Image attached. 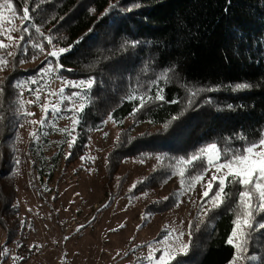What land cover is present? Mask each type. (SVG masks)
<instances>
[{"label":"trees","instance_id":"obj_1","mask_svg":"<svg viewBox=\"0 0 264 264\" xmlns=\"http://www.w3.org/2000/svg\"><path fill=\"white\" fill-rule=\"evenodd\" d=\"M11 4L20 16L27 7L35 23L42 26L41 31L56 37L53 45L59 48H68L83 37L70 52L61 56L59 63L63 68L59 76L72 79L95 76L97 82L91 90L93 103L83 113L77 129L79 139L71 150L67 147L63 161L69 167L85 157L91 133L104 124L109 112L113 113L114 120L122 121L117 131V134L123 133L120 145L114 143L116 135L103 164L105 203H111L123 188L126 177L120 173L121 166L128 160L141 161V153H168L169 158L186 156L212 141L240 148L245 138L257 140L264 131V0H33L32 3L12 0ZM32 39L42 41L35 33ZM125 41L139 43L136 47H126ZM53 45L43 41L44 50L52 49ZM34 51L37 50L29 48L27 55L19 54L15 66L9 64V71L0 79L4 89L0 95V115L5 117L0 121V225L5 230L0 251L15 241L20 224L13 199L15 174L23 167L22 153L18 150L16 155L9 139L24 119L13 111L19 97V88L14 84L38 69L39 65L21 67L33 59ZM43 51H37L36 59ZM21 58L24 63L19 62ZM165 68H174L171 79L159 85L165 101L149 104L134 120L129 114L139 100L128 101L124 97L133 90L145 92ZM240 82L251 87L232 91V86ZM193 86L206 90L196 98L193 108L165 131L163 124L184 110L188 91ZM150 94L154 96L156 89ZM209 97L211 104L206 102ZM227 105L233 108L229 110ZM124 119L128 123L124 124ZM141 123H144L143 130L135 131V126ZM43 128L50 130V126ZM40 129L38 126L36 131ZM129 137L137 139L129 143ZM150 157L155 155L145 157L144 161ZM168 162L157 161L155 167L162 170L154 172L153 167L137 180L144 183L128 190L129 195L136 197L160 188L165 179L179 178L178 175L168 178ZM202 167L198 165L189 175H196ZM239 190V186L229 188L233 193ZM176 191L172 188L164 196L173 197L166 202L154 203L164 197L147 202L142 215L173 208ZM214 191L204 200H209ZM234 205L232 200L212 213L195 234L188 253L178 255L170 264H228L234 252L226 243L233 220L230 209ZM202 218L203 215L198 220H190L199 224ZM258 219L264 221V215ZM164 232L161 228L155 238L159 239ZM17 242L26 250V257L30 256L32 252L26 248L22 236ZM249 254L260 257L259 264H264V230L253 237Z\"/></svg>","mask_w":264,"mask_h":264},{"label":"rangeland","instance_id":"obj_2","mask_svg":"<svg viewBox=\"0 0 264 264\" xmlns=\"http://www.w3.org/2000/svg\"><path fill=\"white\" fill-rule=\"evenodd\" d=\"M0 11L4 18L3 29L7 30L10 27L19 29L20 14L14 11L12 4H8V0H0ZM9 15L15 17L11 24L8 23ZM8 35L5 31V35L0 36V39L13 45L7 51L15 52V43L19 40L20 33L19 31L10 33L13 37L11 41L7 39ZM55 48L58 50L59 45H55ZM51 50L53 46L50 50H44L37 59L21 65L23 69L37 65L39 67L35 73L18 81L24 82L30 77H37L41 83L31 85L32 91H29V85L24 83L23 87L19 88L23 96L18 99L25 102L35 100L37 88L40 89V99L35 104H25L26 110L34 115L25 116L20 123L22 127L19 125L15 135L9 139L16 155H19L18 150L22 153L23 167L22 171L15 174L13 199V205L18 208L15 216L20 224L16 228L15 241L4 247L8 254L4 259L0 257V264H156L155 259H148L150 252L148 245L164 249L169 242L178 247L180 243L188 241V222L192 218L198 220L201 217L202 213L198 215L199 201L216 169L210 168L201 180L195 181L192 190L185 192L181 197L183 203L178 207L175 205L163 213L151 214L145 222L142 220L144 205L164 197L172 188L178 191L181 187L180 178L175 176L160 188L131 197L128 190L156 165L157 159L150 157L143 163L128 160L120 169V173L126 177L123 188L111 203H105L107 194L104 188L103 164L120 123H114L107 118L105 120L107 123L91 133L84 159H79L69 167L64 166L63 158L73 133L66 135L53 129H71L72 114L62 113L59 118H52V114L49 113L50 123L44 126H50V130L42 128L36 131L40 125L30 123L41 120L44 115L43 106L46 103H58L59 96L51 93L65 87V81L88 79L62 78L55 73L45 74L43 78L37 76L39 70L46 66L45 57ZM6 71H9V66L0 71V79L4 77ZM73 91L78 89L65 87V95H71ZM80 102L79 99L73 98L76 107ZM71 106L73 105L65 103V107ZM51 121H54V125ZM123 123H128V120L124 119ZM143 128L144 123L138 124L135 131H141ZM34 132L40 133L38 140L30 136V133ZM106 204L108 207H104ZM211 204L209 199L204 203V207L208 208ZM22 221L25 222L23 225ZM141 224L143 226L138 229L137 225ZM80 225L85 227L77 231ZM161 228L165 229V232L156 239L155 236ZM173 229L183 230L185 235L181 240H175L173 233L164 241V237ZM4 236L5 230L0 225V244ZM20 236L26 248L32 252L28 257L26 250H22L17 242ZM156 241L163 243L158 244ZM155 255L158 257L160 253L157 252ZM19 257L27 259L21 261Z\"/></svg>","mask_w":264,"mask_h":264},{"label":"snow or ice","instance_id":"obj_3","mask_svg":"<svg viewBox=\"0 0 264 264\" xmlns=\"http://www.w3.org/2000/svg\"><path fill=\"white\" fill-rule=\"evenodd\" d=\"M33 0H27V3H32ZM12 0H8V4L11 5ZM111 7H115L114 5H110ZM139 7V5H137ZM109 9H105V13L107 14ZM18 15V14H17ZM21 20V25L19 29L14 27H10L7 30L3 29L2 24L4 22L2 11H0V36L5 35V31L9 34L7 39L11 41L13 37L10 35L13 31H19L20 37L19 40L15 43L16 51H7L13 45L11 43H5L3 39H0V71L5 70L9 64L13 67L15 66V61L19 54L27 55L29 48L43 51V41H47L49 45H53V40L56 39L51 32L48 35H45L41 31V25L35 23L33 15L30 13L27 7L24 8L22 16H19ZM15 19L14 16L9 15L8 23L11 24ZM91 31V30H89ZM35 33L36 35L42 38L41 42H36L32 39V35ZM87 35V33L85 34ZM83 40L81 37L79 40L75 41L72 45H69L68 48L60 47L56 50L55 45H53V50L49 51L45 57L46 66L39 70L37 76L43 78L45 74H59L62 70L63 65L59 63L60 58L67 52H70L75 44L80 43ZM139 41H125L124 45L126 47H136ZM27 45V46H26ZM37 51L33 53V59L36 58ZM11 58V59H9ZM54 58V59H53ZM20 63H24V59L19 60ZM174 72V68H165L162 70V74L158 75L157 78L152 80L147 87V90L143 93H138L133 90L127 96L124 97L125 100L135 101L139 100V104L134 106L133 111L129 114L135 120V117L139 112L145 109L149 104L154 102H164L165 97L162 94L163 88L159 87L162 82H166L171 79V75ZM96 77L90 76L87 80H79V81H65V87H71L74 89H78V91H73L71 95H65V87H61L58 92L51 93L52 95L59 96L58 103L49 104L46 103L43 106L44 115L41 117L40 121H30L33 124H39L41 128L45 124L50 123L49 113L53 116L59 118L62 113H71V123L72 128H54L53 130L64 133L66 135H71L72 133H76L75 135H71V140L68 143V147L71 150L75 143L79 139V134L77 129L79 128L82 119L83 113L85 110L93 103V98L91 96V90L96 84ZM27 83L29 85V91H32L31 85H37L41 83V80H38L37 77H30L27 81L20 82L17 81L14 84L15 88H22L23 84ZM3 81H0V95H3ZM251 87L250 84L246 82L236 83L232 86V91H244ZM156 89V94L151 95L152 89ZM206 89L198 88L193 86L188 91L187 103L185 104V108L178 115H174L170 120L166 121L163 124V129L167 131L174 122L179 120L188 110L192 109L196 104V98L205 91ZM216 89H207V91H213ZM40 89L37 88L35 90L36 99L29 100L27 102L22 99L17 100V106L13 109L15 115L19 118H23L25 116L34 115L31 112H28L25 108V104H35L39 101ZM19 97L23 96V92L18 93ZM73 98L79 99L81 102L79 106L76 107L73 104ZM87 100L88 103H84L83 101ZM72 104L71 107H65V103ZM178 101H171V103H177ZM211 104L212 100L209 97L206 101ZM229 110L233 108L232 105L226 106ZM5 117L0 115V121H2ZM109 120H113L114 123H122V121L114 120L113 113L109 112L108 116ZM135 122H139L136 120ZM54 125V121H51ZM102 123H107V121H103ZM152 123V121H149ZM22 127V125H20ZM105 135H107L105 133ZM35 140L39 139L40 133L34 132L30 133ZM123 133L117 134V139L114 142L117 146L120 145L121 137ZM137 139L136 137H129V143ZM231 139V137L227 138ZM71 155V151H69L68 156ZM141 163L144 162V158L155 155V158L158 162L169 161L166 167L169 169L168 178L172 175H178L180 180V189L176 191L173 195L176 199V206L178 207L183 203L181 197L185 194V192L191 191L194 187V181L201 180L203 175L210 169L215 168L216 172L213 173L212 179L208 182L207 190L203 192L201 197V204L199 207L198 215L202 213L203 217L200 220L199 224H194L193 221L188 222V242L180 243L178 247H176L172 242L167 244V247L164 249L160 248H152V245L149 244L148 247L150 249L149 252V260L155 259L156 264H170L171 261H174L178 255H186L191 248V245L194 240V236L197 232L201 230L202 227L207 223V218L211 216L212 213L222 208L225 204L234 200L235 205L233 209H230L233 213L232 220V228L229 233L228 239L226 241L227 244L231 245L234 249L232 260L229 261V264H237V261L243 260L244 264H259L260 257L250 255V246L253 237L264 230V221L258 219L261 215H264V131L261 132L260 138L257 140L247 141L245 138L244 146L240 148H236L234 146H226L221 145L218 141L208 142L204 145L199 146L197 149L193 150L191 153L186 156L179 157H171L169 158L168 153H141ZM68 156L65 158L67 159ZM82 159H84L82 157ZM19 160L16 161L18 165ZM203 165L202 170L197 172L196 175L190 176L189 174L198 166ZM162 169L159 167L153 168V171H161ZM226 170V171H224ZM217 173H220L217 175ZM147 179V178H145ZM145 181H137L132 185V189H135L138 184L144 183ZM167 182V179L164 181ZM239 186L240 190L236 193L229 191L230 187ZM214 191V195L210 197V201L212 202L211 207L205 208L204 203L206 202L204 198L209 197V193ZM146 195V193H145ZM172 196H166L161 201H155L154 203H163L172 199ZM104 207H108L106 204ZM150 213H145L142 216L143 221H147L150 217ZM22 225L25 222H21ZM125 225H121L124 227ZM143 225H137L139 229ZM85 225H80L77 231L81 230ZM175 233V240H181V238L185 235L183 230L173 229L168 233L167 236L164 237V241L168 240V236H172ZM67 239V237H65ZM156 243H163V241H156ZM134 250V249H132ZM159 252L160 255L157 257L155 253ZM8 254V250L4 248V250L0 251V257L6 256ZM22 261L23 257H19Z\"/></svg>","mask_w":264,"mask_h":264}]
</instances>
